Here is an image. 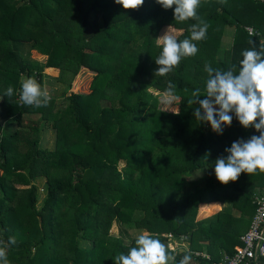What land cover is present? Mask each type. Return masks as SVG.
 I'll list each match as a JSON object with an SVG mask.
<instances>
[{"label": "trees", "instance_id": "16d2710c", "mask_svg": "<svg viewBox=\"0 0 264 264\" xmlns=\"http://www.w3.org/2000/svg\"><path fill=\"white\" fill-rule=\"evenodd\" d=\"M197 15L209 26L204 39L193 41L198 52L155 76L161 30H181L182 41L197 23L175 21L174 6L165 10L145 0L125 10L114 0H0V241L16 240L7 247L8 264H114L141 234L166 245L175 256L169 264L185 249L171 251L167 235L188 243L190 264H218L234 254L254 198L264 193V173H241L222 185L215 161L236 140L259 133L233 116L217 134L194 118L198 105L187 100L196 88L203 95L205 64L238 73L250 40L259 50L264 0H201ZM225 27L234 31L223 50ZM33 51L44 60L33 59ZM45 69L58 70L54 81L62 93H49L46 107L23 105L21 81L34 78L43 89ZM81 72L92 75L88 92L71 90ZM169 81L178 98L162 109L153 92L165 93ZM8 87L11 97L4 96ZM38 178L44 180L40 207ZM189 185L194 189L185 191ZM205 204L224 207L198 219ZM114 223L140 234L127 244L110 234Z\"/></svg>", "mask_w": 264, "mask_h": 264}, {"label": "clouds", "instance_id": "9594fccd", "mask_svg": "<svg viewBox=\"0 0 264 264\" xmlns=\"http://www.w3.org/2000/svg\"><path fill=\"white\" fill-rule=\"evenodd\" d=\"M125 10H137L145 0H114ZM163 9H173L174 20L178 22L189 19L197 21L191 26L190 38L178 41L176 36L167 31L157 38L161 46L155 59L158 68L155 76H164L179 66L182 58L194 56L198 48L193 41H200L206 37L208 24L197 15V8L201 0H156ZM252 48L242 52L238 73L233 69L222 70L205 64L207 73L203 95L196 88L187 100L188 105H198L194 108V118L201 124L210 125L213 132L222 134L224 127L230 126L233 116L245 129L252 127L259 135H252L249 139H238L225 148L226 156H220L215 161L214 174L222 185L238 180L241 173H264V41L260 42L257 50L253 40L249 41ZM176 85L168 82L163 102L172 104L178 97L175 95ZM14 89L8 87L5 97H11ZM203 96L204 99H200ZM49 93L31 77L21 81L19 100L25 106L46 107L49 103ZM179 114V112H174ZM264 241V236L259 238ZM16 240L9 237L7 243L0 241V262L8 264L7 247L14 245ZM134 247L127 254L121 253L113 258L114 264H169L175 261L164 243L148 234H141L135 240ZM260 253L264 254V247L256 245ZM258 258V257H257ZM192 254L184 250L182 258L177 264H190Z\"/></svg>", "mask_w": 264, "mask_h": 264}, {"label": "rangeland", "instance_id": "374dc122", "mask_svg": "<svg viewBox=\"0 0 264 264\" xmlns=\"http://www.w3.org/2000/svg\"><path fill=\"white\" fill-rule=\"evenodd\" d=\"M167 31H169L171 34L175 35L176 38L181 34V30H177L171 27H165L161 30V32L159 33L158 37L163 36ZM232 28L230 27H225L224 28V35H223V40H222V44L221 47L223 50H226L229 47V44L231 43V38H232ZM231 36V38H230ZM157 44V41H156ZM158 45V44H157ZM28 46L25 47L23 49V51L25 53L28 52ZM221 50V54L223 53ZM31 57L35 60H39L42 61L44 60L43 56L39 55L36 52H31ZM55 71V72H54ZM52 70V71H47V69L44 70V78H43V82H44V86H43V90H46L48 93L50 94H55V95H60L64 89V87L58 85L55 81L54 78H56L58 76V70ZM92 75L90 73H86V72H81L75 79V81L73 82L72 85V89L74 92H88V87L91 81ZM70 91H68L69 93ZM49 94V95H50ZM153 94L158 97V103H159V107L162 109H165L168 105H166L163 102V97H164V93H158V92H153ZM43 136L45 137V141L49 143L48 147L52 145V141H53V137H52V133L50 130H46L43 132ZM123 163H121L119 165V169H122ZM34 184L38 187L39 189V193H38V197H39V201L37 206L40 207L41 206V202L44 196V192L42 191V189L44 188V180L42 178H38L34 181ZM202 184L199 183V186H201ZM194 189V185H189L185 188V191H190ZM223 205L221 204H205L202 205L197 213V218L198 219H202V218H206V217H210V215L212 213L218 212L220 210L223 209ZM248 229V228H247ZM246 229H245V233H246ZM110 234H112L113 236L116 237H121L125 243H129V241L134 238L137 237L140 233L137 231H133L130 230L129 232H125L123 229L120 228V226L117 223H114L110 229ZM243 235V234H242ZM168 239V246L170 247L169 249L171 251L174 250H179V249H188V243L184 242V241H177L173 238H171L169 235L166 236ZM239 245L235 246L234 249L237 247L238 248Z\"/></svg>", "mask_w": 264, "mask_h": 264}, {"label": "built area", "instance_id": "2783aa9c", "mask_svg": "<svg viewBox=\"0 0 264 264\" xmlns=\"http://www.w3.org/2000/svg\"><path fill=\"white\" fill-rule=\"evenodd\" d=\"M247 31L253 33L251 28H247ZM254 205L255 211L246 233L240 239L241 244L235 248L232 256H225L218 264H257L260 258L264 259V254L256 248L258 243L264 247V241L259 239L264 236V193L255 196Z\"/></svg>", "mask_w": 264, "mask_h": 264}, {"label": "crops", "instance_id": "0c3cea01", "mask_svg": "<svg viewBox=\"0 0 264 264\" xmlns=\"http://www.w3.org/2000/svg\"><path fill=\"white\" fill-rule=\"evenodd\" d=\"M233 28H232V33H231V35H233ZM230 38H231V36H230ZM231 45V43L229 44V46ZM181 250V249H180ZM182 251V250H181ZM226 256V255H225ZM224 255H223V257H222V259L220 260V262L223 260V258L225 257ZM204 257L205 258H208V255L206 254V256L204 255ZM220 262H218V263H220ZM193 264H196V263H193Z\"/></svg>", "mask_w": 264, "mask_h": 264}, {"label": "water", "instance_id": "95a60500", "mask_svg": "<svg viewBox=\"0 0 264 264\" xmlns=\"http://www.w3.org/2000/svg\"><path fill=\"white\" fill-rule=\"evenodd\" d=\"M183 251V250H182Z\"/></svg>", "mask_w": 264, "mask_h": 264}]
</instances>
